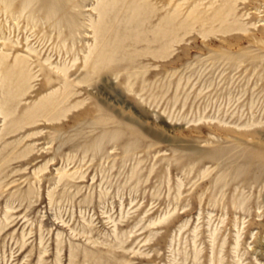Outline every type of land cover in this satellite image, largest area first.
<instances>
[{"label": "rangeland", "instance_id": "rangeland-1", "mask_svg": "<svg viewBox=\"0 0 264 264\" xmlns=\"http://www.w3.org/2000/svg\"><path fill=\"white\" fill-rule=\"evenodd\" d=\"M96 1L0 0V52L7 40L20 45L10 64L39 55L25 96L0 88L5 109L19 103L0 115V229L12 222L0 264H58V233L60 264L72 252L73 264H211L224 239V264H264V0H138L154 13L144 28L122 22L116 61L76 86L60 119L30 123L58 85L44 80L48 57L86 73ZM178 4L189 27L177 41H132Z\"/></svg>", "mask_w": 264, "mask_h": 264}, {"label": "bare ground", "instance_id": "bare-ground-1", "mask_svg": "<svg viewBox=\"0 0 264 264\" xmlns=\"http://www.w3.org/2000/svg\"><path fill=\"white\" fill-rule=\"evenodd\" d=\"M146 2L147 1L138 0H98L96 1V5H92V10L93 12H95L96 16H90L88 20V28L89 30H91L90 34L93 37V42L90 44L89 41L86 45L87 51L85 53L83 65V68L85 69L86 73H84L83 77H77L73 79L75 74L71 73V67L66 64H54L53 62H51V57H48L45 60V65H47L46 67L43 66V63L42 65L39 64V67H41L42 69L45 68L47 70L45 73V82L47 84L56 82L58 84V87L55 85V83H53L56 87L52 85V87L54 88L51 87V92L46 94L43 99L41 98L42 100L40 99V101L33 104V106L28 109L27 113H29V122L37 121L38 117H45L49 121L57 120L60 119L59 116L61 114H66V112L69 111L70 108H72L71 105H68V103L70 101V98L77 94V92H75L76 86L80 85L81 83H84L88 77H92L95 74L101 73L104 68H106L112 61H116V54L118 53L120 48H122L120 46V43L125 39L129 38L130 36L126 34L119 39L120 26L122 25V22H125V24L130 23L131 19L133 18L134 20H136L138 28H140L141 26L142 28H144L143 26L145 24H148L149 18L147 16L149 12L154 13L153 8L155 7H152ZM117 5H120L118 10L116 9ZM181 9L182 8L180 4L176 5L173 11L167 13L163 17H160L158 19L159 22L155 26L151 25L147 27L144 31L142 30L143 32H140L145 34V38L142 39L140 38V35H136L135 37H133L132 41H134L135 43H147V51L151 50V45L154 43H160L161 49L169 47L173 42L178 40V35L181 29L184 27H189L185 23L186 19H183L182 17L183 14L181 13ZM192 12H189L188 15H190ZM112 14H115V16L110 19L109 16ZM121 14H127L128 17L124 21H121L119 19V16ZM196 16H198L196 18L198 19V21L203 22L206 20L211 21V19L216 20L217 14H215L214 17L213 15L210 16V18H205L201 14H197ZM194 19L195 16L193 20ZM87 35L88 33L86 32L85 35L81 37L85 38V36L87 37ZM117 40H119L118 43H116ZM6 41H4V44L2 45L3 47H6V50L0 52V88H4V92H2L1 99H4L5 97H10L14 99L16 97L25 96L31 89L34 88L33 82L34 80H38L39 77L37 74L38 72H34V69H32V66L35 63L33 59L38 58L39 55L37 53V50L28 47V55H22L19 51H17V55H15L13 63L10 64L9 59L11 56V52L14 51L17 46L19 47L20 45L19 42L9 41L7 43ZM76 61L77 58H75L74 63ZM1 99L0 115H3L4 118H7L9 115L16 113L19 103L16 104L14 108L5 109L7 104L6 102L3 103ZM26 120L27 119H25V121ZM70 176V174L64 172V174L61 173L59 178H68ZM243 204L244 202L238 200L236 201V203H234L236 207H242ZM12 209L13 207L10 204L6 205V212L4 214V217L7 222L10 221L12 218ZM11 223L12 222H10L9 224L5 223L6 226L0 229V232L4 228L9 227ZM151 225H153V223ZM61 236V233L57 234L58 240L56 245L58 264L61 263L60 253L62 251V248L61 242L59 241ZM236 236L237 237L235 238V245L233 246L235 252H237L238 248L240 247V232H238ZM40 241V244H42L43 236H41ZM213 242H215V240H213ZM225 244L226 240L224 239L217 254L214 253L213 247L212 256L210 258L211 264H224L223 251ZM25 245L26 242L24 241L22 247H24ZM47 252L48 250L46 248H43L40 251L38 262H41L43 260V255ZM74 257L75 254L74 252H72L70 264H73ZM198 261L199 257L198 254H196L195 264H198Z\"/></svg>", "mask_w": 264, "mask_h": 264}]
</instances>
